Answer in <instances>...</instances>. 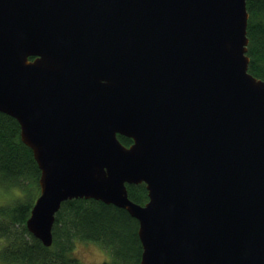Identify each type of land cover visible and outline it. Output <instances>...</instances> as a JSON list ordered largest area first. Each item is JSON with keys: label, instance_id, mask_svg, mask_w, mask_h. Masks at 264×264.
<instances>
[{"label": "water", "instance_id": "95a60500", "mask_svg": "<svg viewBox=\"0 0 264 264\" xmlns=\"http://www.w3.org/2000/svg\"><path fill=\"white\" fill-rule=\"evenodd\" d=\"M248 15L246 0H0V111L40 171L34 237L50 246L61 203L92 198L137 220L139 264H264Z\"/></svg>", "mask_w": 264, "mask_h": 264}, {"label": "trees", "instance_id": "16d2710c", "mask_svg": "<svg viewBox=\"0 0 264 264\" xmlns=\"http://www.w3.org/2000/svg\"><path fill=\"white\" fill-rule=\"evenodd\" d=\"M248 11V71L264 79V0H246ZM128 145L131 139L117 135ZM39 168L31 149L20 139L17 120L0 111V188L16 192L0 204V264H84L71 254L77 240L107 248L105 264H139L141 244L138 222L125 209L92 198L61 203L52 226V243L45 246L26 227V219L39 193ZM131 200L147 201L144 183L127 184ZM14 190V191H13Z\"/></svg>", "mask_w": 264, "mask_h": 264}, {"label": "rangeland", "instance_id": "374dc122", "mask_svg": "<svg viewBox=\"0 0 264 264\" xmlns=\"http://www.w3.org/2000/svg\"><path fill=\"white\" fill-rule=\"evenodd\" d=\"M14 191V190H13ZM16 192L11 190H1L0 188V204L10 201ZM2 242L0 241V247ZM71 254L84 264H105L111 258L107 248L93 241L77 240Z\"/></svg>", "mask_w": 264, "mask_h": 264}, {"label": "flooded vegetation", "instance_id": "af4514ba", "mask_svg": "<svg viewBox=\"0 0 264 264\" xmlns=\"http://www.w3.org/2000/svg\"><path fill=\"white\" fill-rule=\"evenodd\" d=\"M130 143H131V142H130ZM130 143H129V144H130ZM129 144H128V145H129Z\"/></svg>", "mask_w": 264, "mask_h": 264}]
</instances>
